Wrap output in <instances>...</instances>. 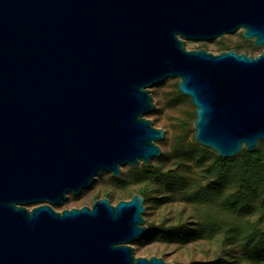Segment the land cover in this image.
<instances>
[{"label": "water", "instance_id": "water-1", "mask_svg": "<svg viewBox=\"0 0 264 264\" xmlns=\"http://www.w3.org/2000/svg\"><path fill=\"white\" fill-rule=\"evenodd\" d=\"M237 30L261 53L185 47ZM168 78L195 108L199 146L255 152L264 0H0V264H174L134 256L147 232L138 193L53 208L161 155L164 130L144 116Z\"/></svg>", "mask_w": 264, "mask_h": 264}, {"label": "trees", "instance_id": "trees-1", "mask_svg": "<svg viewBox=\"0 0 264 264\" xmlns=\"http://www.w3.org/2000/svg\"><path fill=\"white\" fill-rule=\"evenodd\" d=\"M219 52L231 50L220 44ZM176 97H181L178 90ZM184 136L176 139L173 151L174 166L169 171L160 165H139L131 168V183L139 184L136 193L144 199L145 213L153 200L144 184L149 181L160 187L163 195L195 207L201 215L196 224L163 222L146 223L143 240L163 243H186L197 239L219 237L227 245L236 244L243 258L253 264L264 263V229L249 215L264 216V152L260 145L253 153L244 150L235 158L221 159L214 156L205 163L206 149L193 145L185 150ZM197 169L193 174L189 166ZM131 197V196H130ZM174 264H185L174 262ZM201 264H228L222 258Z\"/></svg>", "mask_w": 264, "mask_h": 264}, {"label": "rangeland", "instance_id": "rangeland-1", "mask_svg": "<svg viewBox=\"0 0 264 264\" xmlns=\"http://www.w3.org/2000/svg\"><path fill=\"white\" fill-rule=\"evenodd\" d=\"M220 44L225 47L236 50L238 53L244 52L247 55L256 56L261 53L262 48L252 45L250 40H244L241 37V30H237L233 34H226L220 39L212 41H185L186 49L205 48L213 54L219 53ZM177 79L168 78L158 86L150 88V94L153 99L155 109L145 114V118L153 123L158 129H163L165 138L156 142L161 149V155L151 160L150 164L160 165L162 170L169 171L174 166L175 153L173 151L175 141L178 137L184 136L183 146L186 151L191 152L193 145H197L194 141L193 121L195 119V108L191 104L188 97L181 95L176 97ZM260 147L264 152V142H260ZM204 155L205 163H210L214 156V152L206 149ZM191 173L198 172L197 169L191 167ZM129 166H122L121 174L117 178H113L110 173H102L96 178L91 189L83 190L79 195H68L66 201L62 204L53 206L56 211L70 208H80L82 206H90L95 199L108 198L112 204L119 200H127L132 194H135L139 188V184L131 183V171ZM144 184L151 192L153 200L148 205L147 214L143 215L144 223L163 222L166 225L173 223L196 224L201 215L197 214L194 206L185 204L177 199L174 193L173 201H167L173 195H163L164 191L153 183L147 181ZM163 193V194H162ZM34 205L27 206L31 208ZM250 221H256L258 226L264 229V216L249 215ZM134 249L135 257H160L166 262H180L185 264H201L215 258H222L228 261V264H253L243 258L240 248L236 245H227L224 240L219 237L211 239H197L186 243H163L158 241H149L140 239L130 243ZM264 264V263H260Z\"/></svg>", "mask_w": 264, "mask_h": 264}]
</instances>
